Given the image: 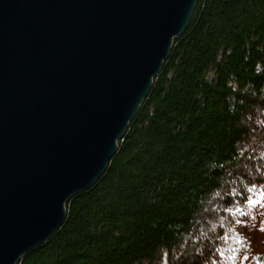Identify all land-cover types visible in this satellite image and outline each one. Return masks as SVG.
<instances>
[{"label":"trees","instance_id":"trees-1","mask_svg":"<svg viewBox=\"0 0 264 264\" xmlns=\"http://www.w3.org/2000/svg\"><path fill=\"white\" fill-rule=\"evenodd\" d=\"M197 5L104 176L21 264L241 256V228L264 222V0Z\"/></svg>","mask_w":264,"mask_h":264},{"label":"water","instance_id":"water-1","mask_svg":"<svg viewBox=\"0 0 264 264\" xmlns=\"http://www.w3.org/2000/svg\"><path fill=\"white\" fill-rule=\"evenodd\" d=\"M200 0H0V264L106 173Z\"/></svg>","mask_w":264,"mask_h":264},{"label":"rangeland","instance_id":"rangeland-1","mask_svg":"<svg viewBox=\"0 0 264 264\" xmlns=\"http://www.w3.org/2000/svg\"><path fill=\"white\" fill-rule=\"evenodd\" d=\"M240 237L236 245L240 249L241 256L237 259L232 257L231 263L254 264L255 261L256 264V258L264 256V222L259 225L248 224L242 227Z\"/></svg>","mask_w":264,"mask_h":264},{"label":"snow or ice","instance_id":"snow-or-ice-1","mask_svg":"<svg viewBox=\"0 0 264 264\" xmlns=\"http://www.w3.org/2000/svg\"><path fill=\"white\" fill-rule=\"evenodd\" d=\"M250 203H252V204H257V203H259V202H257V201H250Z\"/></svg>","mask_w":264,"mask_h":264}]
</instances>
